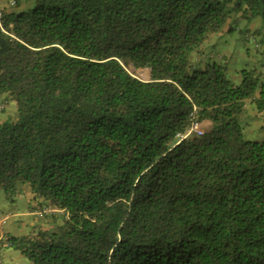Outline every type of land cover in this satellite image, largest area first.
<instances>
[{
    "label": "trees",
    "instance_id": "16d2710c",
    "mask_svg": "<svg viewBox=\"0 0 264 264\" xmlns=\"http://www.w3.org/2000/svg\"><path fill=\"white\" fill-rule=\"evenodd\" d=\"M14 1L0 192L38 217L11 237L28 264H264V140L242 125L264 69L204 62L241 20L264 25V0ZM193 113L212 128L183 137Z\"/></svg>",
    "mask_w": 264,
    "mask_h": 264
},
{
    "label": "crops",
    "instance_id": "0c3cea01",
    "mask_svg": "<svg viewBox=\"0 0 264 264\" xmlns=\"http://www.w3.org/2000/svg\"><path fill=\"white\" fill-rule=\"evenodd\" d=\"M253 19H256V21L252 22ZM253 19L249 21L241 20L237 25H235L236 30L232 33H225L212 39V42L210 43L211 45L207 50L208 55L204 58V62L206 63L207 61H217L225 64L227 67V75L236 82L241 80V76L239 75L236 77L235 72L240 73L243 68H251L258 71L264 69V27L260 25V18L256 17ZM254 30L255 35L253 34ZM232 61L235 62L234 65L231 64ZM228 72L230 73L228 74ZM3 98H5V94ZM253 101V98L246 101V111L242 117V125L245 129L247 127L250 130V135H252L251 137L260 135L261 132L259 130L264 128V110H259ZM4 200L6 201L5 196L2 192H0V214H4L3 216H5V218L22 216V218L18 219L16 222H14L15 220L9 221V223L13 225L14 230L22 227V225H24L23 227L26 226L27 229L31 226L29 224L34 223L35 225L37 219L34 218L35 214L28 210L27 202L24 203L22 207L20 202L17 205L11 203L9 204L6 201L9 206L6 213H3L1 203L5 204ZM3 224L4 223H0V242L4 232H6V225L4 224L5 226H3ZM14 235H17V233H14ZM21 235L23 234H19L18 236ZM17 252L19 256H22L21 252ZM11 255L14 256L13 253H11ZM0 264H2L1 259Z\"/></svg>",
    "mask_w": 264,
    "mask_h": 264
},
{
    "label": "rangeland",
    "instance_id": "374dc122",
    "mask_svg": "<svg viewBox=\"0 0 264 264\" xmlns=\"http://www.w3.org/2000/svg\"><path fill=\"white\" fill-rule=\"evenodd\" d=\"M3 2V1H2ZM33 5V4H31ZM259 18V17H258ZM261 20V19H260ZM253 21H256V19H253ZM262 27H264V25L260 24ZM259 25V26H260ZM261 31V30H260ZM253 34L255 35V30L253 32ZM240 36H242L241 34H239ZM255 37V36H252ZM226 44V43H224ZM230 44V43H228ZM238 45V44H237ZM121 63L129 70V72H133L136 76H140L142 78H147V76L149 75V71L145 70V69H139V68H135L133 67L128 60H122ZM232 65L235 64L234 61H232L231 63ZM230 72H228L229 74ZM241 76V74L238 72H235V76ZM236 82V81H235ZM238 82V81H237ZM4 97V94H0V106H3L4 109L0 111V117H4V116H8L9 114H13L14 113V109L13 106L9 104L8 101H6V97ZM4 115V116H3ZM246 127V126H245ZM244 128V126H243ZM261 132L260 135H255V137H251L252 135H250V130L246 127V129L244 128V132H245V136L249 139H253V140H258V141H262L264 140V128L259 130ZM258 133V132H257ZM6 199V198H5ZM5 201V200H4ZM6 201L9 203V201L6 199ZM5 201V204L1 203L2 206V212L6 213V210L9 206V204ZM19 203V200L17 201V205ZM26 203V201H25ZM20 204H22V207L24 205V203H22L20 201ZM0 215H4V214H0ZM21 217L17 216V217H11V218H6L7 220H5L6 222L3 224V226H5V231L2 238H1V242H0V259L2 261V264H28L27 259L24 256H19L18 252H20L19 249L15 248L14 245L11 243V237H15L18 236L19 234H26L31 227L34 225V223H31L28 227V229L25 227H23L24 225H22V227L17 228L16 230L13 229V225L11 223H9L10 220H15L14 222H16L18 219H21ZM34 218H37V215H34ZM9 223V225H8ZM33 224V225H32ZM23 232V233H22ZM14 233H17V235H14ZM11 253L14 254V256L11 255ZM16 253V254H15Z\"/></svg>",
    "mask_w": 264,
    "mask_h": 264
},
{
    "label": "built area",
    "instance_id": "2783aa9c",
    "mask_svg": "<svg viewBox=\"0 0 264 264\" xmlns=\"http://www.w3.org/2000/svg\"><path fill=\"white\" fill-rule=\"evenodd\" d=\"M9 3L11 5H13L15 3L14 0H9ZM1 6V4H0ZM2 20H3V13H2V9L0 7V28L2 29ZM145 70H148V68H144ZM3 108V106H0V110ZM212 128V125L211 123L208 121V120H200L197 118V115L196 113H193L192 114V117H191V122H190V125L188 127V130L187 132L184 134L183 137H186L188 135H202L204 134L205 132H208L210 131ZM6 220L5 217H2V219H0V223H3L4 221Z\"/></svg>",
    "mask_w": 264,
    "mask_h": 264
},
{
    "label": "water",
    "instance_id": "95a60500",
    "mask_svg": "<svg viewBox=\"0 0 264 264\" xmlns=\"http://www.w3.org/2000/svg\"><path fill=\"white\" fill-rule=\"evenodd\" d=\"M144 79L149 80L150 79V74L147 76V78H144Z\"/></svg>",
    "mask_w": 264,
    "mask_h": 264
}]
</instances>
